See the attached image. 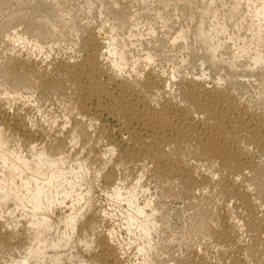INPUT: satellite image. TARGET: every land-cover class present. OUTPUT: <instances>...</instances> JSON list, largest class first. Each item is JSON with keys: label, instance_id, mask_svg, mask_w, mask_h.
Wrapping results in <instances>:
<instances>
[{"label": "bare ground", "instance_id": "bare-ground-1", "mask_svg": "<svg viewBox=\"0 0 264 264\" xmlns=\"http://www.w3.org/2000/svg\"><path fill=\"white\" fill-rule=\"evenodd\" d=\"M97 1L100 7L110 3L107 13L127 28L126 38L134 37L130 46L141 52L130 67L136 72L134 63L141 60L135 79L126 76L130 49L94 26L77 33L76 54L49 59L54 46H66L67 33L77 32L53 0H0V12L11 9L0 23L10 46H0V77L14 84L11 94L0 90V264H154L151 230L158 221L153 209L146 210L141 170L180 179L199 192L214 180L182 162L185 145L225 172L224 207L239 210L238 216L222 213L218 221L198 213L196 225L232 253L245 248L264 255V0H199L198 15L189 14L192 26H177L175 14L164 13L172 0H139L141 13L152 11L162 24L141 31L131 4ZM189 5L184 1L183 7ZM155 52L167 53L169 71L156 68ZM246 86L255 89L257 102L240 91ZM36 89L72 101L71 113L47 122L49 130L27 115ZM157 93L162 98L152 103L147 94ZM92 138L108 143L99 152L102 162H95ZM124 163L139 169L128 188L118 176ZM94 188H102L116 208L107 216L120 220L127 242L120 241L118 228H99L92 207H83L95 200ZM243 227L250 245L240 244ZM132 251L153 261L134 263Z\"/></svg>", "mask_w": 264, "mask_h": 264}, {"label": "rangeland", "instance_id": "rangeland-1", "mask_svg": "<svg viewBox=\"0 0 264 264\" xmlns=\"http://www.w3.org/2000/svg\"><path fill=\"white\" fill-rule=\"evenodd\" d=\"M22 2L24 0H21ZM51 1V0H50ZM56 2V7H63L64 11L68 13L66 15V20L68 25H72L73 29L77 32L67 33L65 38L66 46L57 47L54 46V50L50 53V58L59 57L64 58L67 56H72L77 53V48L72 45L76 41L77 33L80 34L84 26H94L98 29H102L106 36H113L116 42L121 45H125L130 49L126 55V61L129 63V70L126 71V76L129 75L130 78L138 77L141 74V60L138 62L135 61L136 72L131 71L130 67L132 66L134 60L137 57L141 58L140 50L137 51V48L130 46L134 43L133 38L129 37V32L127 28H122L120 26V21L115 19L112 15L108 14V7L110 3H104L103 7H100L97 0H92L89 3L90 9H88V4L85 0H53ZM109 1V0H104ZM120 2V6L132 5V9H137L138 20L140 26L138 29L141 31V26L144 28L152 26L155 29H160L162 24L155 19L153 12H144L141 13V5L139 0H117ZM173 4H170L169 7L165 8L164 13H174L173 24L178 25H189L192 26L194 21L190 20V13L192 15H198L197 4L199 0H172ZM184 1H189L192 5L188 7H183ZM158 7V5L156 6ZM9 9V8H8ZM11 10V9H10ZM8 10L5 13L0 12V23L5 21L8 17V14H11V11ZM24 11V10H23ZM21 11V12H23ZM117 13L120 11H126L124 8L116 9ZM15 12V11H12ZM37 13L31 12V16H35ZM43 15V14H42ZM100 15V16H99ZM22 16H25L22 14ZM172 16V15H171ZM71 20V21H70ZM105 24V25H104ZM24 24H21L20 28ZM128 32V33H127ZM28 36V35H27ZM29 39H36V36H28ZM121 38V40H120ZM4 38L0 35V46L1 48L10 47L5 41ZM43 46H49L51 41H39ZM131 43V44H129ZM29 49V47H27ZM48 50V48H47ZM37 53L39 58L41 55ZM172 54L179 55L178 52L174 51ZM155 64L158 66L156 68L162 67L165 71H169L170 62L168 60V55L161 54L160 52L154 53ZM158 55V56H157ZM190 71L198 72L196 66L191 67ZM225 73V70H223ZM138 75H137V74ZM135 79V78H134ZM0 90L1 92H8L11 94L14 90V84L10 77H0ZM245 96H248L252 101L257 102L260 98L256 95L255 89L249 88L246 86L241 89ZM32 97L30 98L31 102L28 106L27 115L36 125L42 126L45 129L49 130L47 127V122L52 120H60L62 116H68L71 113L70 103L72 102L68 97L59 96V95H45L40 89L31 91ZM148 99L152 103H156L161 100L162 95L157 94H147ZM106 128H109L108 125H105ZM52 132L57 133V131L52 130ZM108 143L105 142V139H93L90 141L89 146L93 153H96L95 162L99 163L103 160H100L99 152L104 149H108ZM181 160L182 162L189 167H192L196 173L201 177H214V180L210 184V187L205 189L203 192L192 191L187 187V185L180 179H174L172 181H167L164 178L158 176L151 169L142 171L141 170V184L147 187L148 196L150 200L149 207L146 208L148 213H152L153 217L158 221V227L152 228V237L154 239L155 245L158 250V260L153 261L152 256L149 254L148 258H144V253H141V256L134 253L129 254L132 261L134 260L143 261L144 258L147 261H153L154 264H199V258H202L203 261L207 264H264V255L252 254L248 249H241L238 253H232L226 247L218 244L211 234H207L205 228H199L196 225L195 216L198 213H205L206 217L213 221H218L219 216L226 212L230 216H238L239 210L235 209L232 206L224 207L226 203L225 194L221 190V181L226 176L225 172L219 171L216 165L211 162L198 159L192 150L189 149L187 145L184 146L181 151ZM113 158L116 156V151L112 152ZM138 165H133L131 163H124L120 167L122 187H132L138 180L139 171ZM138 174V176H136ZM215 175V176H213ZM247 184V183H246ZM102 188H94L95 200L92 203L85 204L87 209L91 206V212L96 214V221L99 224V228H118L120 220L113 218V215L108 218V212L115 213V208L112 204H108L106 196L102 194ZM107 191V190H106ZM105 192V191H104ZM140 195H138L139 197ZM141 205L143 204L142 198L140 199ZM84 204V202L82 203ZM107 206H111L108 210ZM105 210L103 215L101 211ZM116 209V208H115ZM153 209V211H152ZM64 211V209H63ZM116 220V222L114 221ZM212 221V222H213ZM214 223V222H213ZM119 234L120 241L126 240V231L118 228L116 230ZM123 235V236H122ZM133 236V235H131ZM135 236V235H134ZM128 235L127 240L128 241ZM133 239V237H131ZM240 244L241 245H250L251 239L246 233L245 228L243 227L240 231ZM81 248H79V251ZM238 256L239 260L235 263L234 257ZM85 259H89L88 256H84ZM134 262V263H136ZM90 261L88 260V263Z\"/></svg>", "mask_w": 264, "mask_h": 264}]
</instances>
